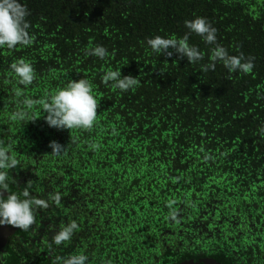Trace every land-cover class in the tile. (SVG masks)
Returning a JSON list of instances; mask_svg holds the SVG:
<instances>
[{
	"label": "trees",
	"instance_id": "1",
	"mask_svg": "<svg viewBox=\"0 0 264 264\" xmlns=\"http://www.w3.org/2000/svg\"><path fill=\"white\" fill-rule=\"evenodd\" d=\"M23 4L32 44L0 48V145L18 161L6 191L20 194L30 181V195L61 200L10 234L0 264H54L78 252L86 264H264V0ZM197 16L229 54L252 58L249 73L229 74L220 62L203 71L213 45L195 33L188 42L203 53L197 63L147 46L156 35L184 36V22ZM96 45L107 49L102 60L86 54ZM20 58L35 72L27 88L9 68ZM109 69L139 85L122 92L102 82ZM80 78L97 100L90 129L49 127L40 104L23 105ZM50 141L64 147L59 156ZM71 221L70 241L49 250L57 227Z\"/></svg>",
	"mask_w": 264,
	"mask_h": 264
},
{
	"label": "clouds",
	"instance_id": "2",
	"mask_svg": "<svg viewBox=\"0 0 264 264\" xmlns=\"http://www.w3.org/2000/svg\"><path fill=\"white\" fill-rule=\"evenodd\" d=\"M29 12L23 4V0H0V48L12 49L17 45L29 46L33 37L29 33V23L26 17ZM184 26L188 33L180 38L161 37L159 35L146 39L147 46L157 55L171 57L173 53L179 57L186 58L189 63H197L202 60L203 53L195 45L188 42L189 33H195L206 44L213 45L210 49V63L202 65L203 71L215 68L216 62L222 63L224 68L231 73H249L253 68L252 58H246L242 53L238 55L229 54L224 46L217 43V29L204 17L197 16L192 20H186ZM171 49V51H169ZM88 55L104 59L108 54L104 46L96 45L87 51ZM19 85L27 88L35 78L34 68L30 61L25 58L15 60L9 65ZM102 82H112V86L120 91H127L139 85V80L131 75L122 76L120 69L107 70L101 77ZM19 94V93H18ZM40 104L45 122L49 127L56 129H90L97 116V100L92 95V86L88 79L69 80L67 84L46 99L35 101L25 97L23 105L31 109L34 104ZM18 115H26L19 113ZM264 134V127L261 128ZM49 147L53 156H59L64 147L56 141H50ZM208 158L207 156L205 157ZM17 159L10 153L9 147L0 145V190L8 188V170L17 166ZM31 182L26 183L20 194L11 193L4 198L0 196V226L10 225L22 231H27L33 225L37 209H46L48 201L59 203V193L49 194L47 201L37 198L29 193ZM169 202L168 217L176 221L177 209ZM78 225L75 221L62 224L57 227L51 236L52 246H60L70 241ZM88 256L83 253H75L67 256H56L54 264H86Z\"/></svg>",
	"mask_w": 264,
	"mask_h": 264
},
{
	"label": "water",
	"instance_id": "3",
	"mask_svg": "<svg viewBox=\"0 0 264 264\" xmlns=\"http://www.w3.org/2000/svg\"><path fill=\"white\" fill-rule=\"evenodd\" d=\"M8 192H0V196H3L4 198H6V196L8 195ZM7 225H3L0 226V249H3L7 243V234L6 231L7 230ZM181 264H218L216 261L212 260V259H204V260H187Z\"/></svg>",
	"mask_w": 264,
	"mask_h": 264
},
{
	"label": "flooded vegetation",
	"instance_id": "4",
	"mask_svg": "<svg viewBox=\"0 0 264 264\" xmlns=\"http://www.w3.org/2000/svg\"><path fill=\"white\" fill-rule=\"evenodd\" d=\"M3 190H0V192H2ZM3 192H8V191H3ZM9 193V192H8ZM7 230H5L6 231V234H7V237H8V239H9V237H10V234H12L13 232H15V229H17V228H14L13 226H10V225H7ZM8 239H7V242H8ZM6 245H7V243H6ZM5 245V246H6ZM5 248V247H4ZM3 248V249H4ZM3 249H1V250H3Z\"/></svg>",
	"mask_w": 264,
	"mask_h": 264
}]
</instances>
